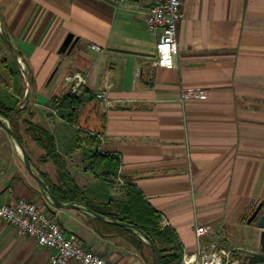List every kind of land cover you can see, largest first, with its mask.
Segmentation results:
<instances>
[{
	"label": "crops",
	"instance_id": "1",
	"mask_svg": "<svg viewBox=\"0 0 264 264\" xmlns=\"http://www.w3.org/2000/svg\"><path fill=\"white\" fill-rule=\"evenodd\" d=\"M150 1L0 0V101L10 105L12 96L18 110L3 118L52 185H59L57 166L31 126L53 136L82 188H106L89 170L83 142L85 134L97 137L98 151L119 158L113 182L120 177L141 192L175 233L182 255L196 251L197 226L208 229L207 243L239 240L225 249L261 254L260 230L246 220L264 203V0H182L172 69L154 65L160 34L144 23ZM69 34L75 44L60 52ZM75 74L86 84L73 92ZM105 83L110 104L95 96ZM189 89L195 97L182 101ZM69 93L81 99L74 122L54 113ZM20 198L41 203L44 194L0 127V205ZM54 210L64 231L109 263L146 264L93 217ZM33 241L0 223V264H37Z\"/></svg>",
	"mask_w": 264,
	"mask_h": 264
},
{
	"label": "built area",
	"instance_id": "2",
	"mask_svg": "<svg viewBox=\"0 0 264 264\" xmlns=\"http://www.w3.org/2000/svg\"><path fill=\"white\" fill-rule=\"evenodd\" d=\"M131 0H110L114 6H119ZM182 0H151L144 17L146 29L150 33H159L160 38L157 43L156 60L154 65L164 69H172L178 66L176 59L179 53L177 39L178 25L183 20L185 13L182 8ZM89 48L98 53L103 48L97 45H90ZM21 74L26 82L25 67L21 63ZM70 79L73 80L72 91L76 92L79 87L86 84V79L81 74H75ZM27 85V82H26ZM110 85H104L101 91L95 96L104 100L107 104L106 91ZM195 97L193 90H182L181 100L186 101ZM26 102L20 103V108H24ZM57 113V110L54 111ZM0 220L9 224L17 236L30 237L45 249L51 251L49 260L51 264H111L100 254L86 249L77 235L64 231L56 220L41 204L27 200L18 199L13 204L0 205ZM162 228L167 227L165 220L160 221ZM197 248L192 254L184 253L180 264H239V259L235 253L240 248H220L217 243H207L203 236L208 233L204 226H197L196 230Z\"/></svg>",
	"mask_w": 264,
	"mask_h": 264
},
{
	"label": "trees",
	"instance_id": "3",
	"mask_svg": "<svg viewBox=\"0 0 264 264\" xmlns=\"http://www.w3.org/2000/svg\"><path fill=\"white\" fill-rule=\"evenodd\" d=\"M13 74L16 75L15 72ZM14 82H17L16 76H14ZM8 99L12 101L10 105H5L3 100L0 101V115L10 119L18 110L15 104L17 101L12 96H8ZM80 102L79 96L69 93L62 100H58L55 107L57 113L62 117L69 118L74 122L72 115L78 109ZM31 129L35 132L34 139L47 151V157H50L57 166L59 185H53V190L60 202H81L98 214L136 225L157 244L161 251L163 264H180L182 254L179 246L175 244V233L168 227L160 226V214L145 201L141 192L131 182L125 181L120 201L111 194L112 178L117 176L120 161L118 157L98 151L99 140L97 137L85 134L83 142L87 148L88 168L95 179L100 180L101 184H105V189L102 186L80 187L70 175L63 158L57 153L53 136L41 126L32 125ZM43 179L49 183L46 178L43 177ZM93 219L104 229L110 230L111 236L125 238L146 264H155L152 250L137 235L120 226ZM145 248L149 250V256L145 253ZM239 264H264V254L250 255L243 258Z\"/></svg>",
	"mask_w": 264,
	"mask_h": 264
},
{
	"label": "water",
	"instance_id": "4",
	"mask_svg": "<svg viewBox=\"0 0 264 264\" xmlns=\"http://www.w3.org/2000/svg\"><path fill=\"white\" fill-rule=\"evenodd\" d=\"M74 44H75V40H73V35L69 34L63 41L59 51L69 52L73 48ZM0 127L4 129L7 132V134L11 137V139L13 140L16 147L21 153L22 162L25 169L38 184L41 192L44 194V196L47 198V200L54 208L76 210L86 215H89L95 219H98L104 223L117 225L126 230L131 231L132 233L137 235L141 240L147 243V245L150 247V249L153 252L155 264H163L161 251L159 250L157 244L150 238V236L145 231H143L136 225L122 222L120 220L98 214L95 211H93L91 208H89L86 204L81 202H76V201L69 203L60 202L57 199L56 195L54 194L53 185L46 182L43 179V177L37 172V170L33 167L31 161L27 156V152L25 150L24 145L22 144V142L20 141L14 130L11 128L9 122L6 121L1 115H0ZM246 222L247 224H255L256 227L260 230L259 247L261 253L264 254V203L263 202H260L254 208L251 215L247 218Z\"/></svg>",
	"mask_w": 264,
	"mask_h": 264
},
{
	"label": "rangeland",
	"instance_id": "5",
	"mask_svg": "<svg viewBox=\"0 0 264 264\" xmlns=\"http://www.w3.org/2000/svg\"><path fill=\"white\" fill-rule=\"evenodd\" d=\"M7 84V82H6ZM8 85V84H7ZM3 87V86H1ZM125 185V180H122L119 178L116 179L115 182H113V189H114V195L113 197L115 199H117L118 201H120L122 199V187ZM38 203V202H37ZM41 204L42 206H44V208L50 213V215L56 220V222L61 225V221H60V218L55 214V210L56 208H54L50 202L47 200V198L44 196V199L41 201ZM0 223L10 227L12 230L13 228L5 223L4 221H1L0 220ZM14 231V230H13ZM15 233V232H14ZM16 234V233H15ZM25 238H28V237H25ZM30 240H32V238L29 237ZM34 243V241H33ZM233 244H241V242L239 240H236V241H218L217 242V245L220 247V248H227ZM34 246H37V249H38V262L37 264H51L50 263V260H49V256H50V253L51 251H49L48 249H45L43 247H40L39 245H36V243H34ZM242 246V245H241ZM253 247V246H252ZM255 245H254V248L255 249ZM256 250V249H255ZM259 250V249H258ZM257 251V250H256ZM260 251V250H259ZM145 253L149 256V250L147 248H145ZM250 255H254V253H251V252H247L245 250H240V251H237L235 253V257H237L239 259V261L243 260L244 257H248ZM240 263V262H239ZM70 264H78V263H75V262H71Z\"/></svg>",
	"mask_w": 264,
	"mask_h": 264
},
{
	"label": "flooded vegetation",
	"instance_id": "6",
	"mask_svg": "<svg viewBox=\"0 0 264 264\" xmlns=\"http://www.w3.org/2000/svg\"><path fill=\"white\" fill-rule=\"evenodd\" d=\"M253 210H254V209H252V211H253ZM252 211L250 212V215H251ZM250 215H249V216H250ZM249 216H248V217H249ZM248 217H247V218H248ZM244 258H245V257H244Z\"/></svg>",
	"mask_w": 264,
	"mask_h": 264
}]
</instances>
